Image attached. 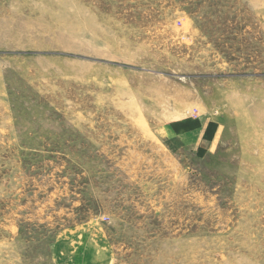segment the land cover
Instances as JSON below:
<instances>
[{
    "label": "rangeland",
    "instance_id": "374dc122",
    "mask_svg": "<svg viewBox=\"0 0 264 264\" xmlns=\"http://www.w3.org/2000/svg\"><path fill=\"white\" fill-rule=\"evenodd\" d=\"M0 264H264V0H0Z\"/></svg>",
    "mask_w": 264,
    "mask_h": 264
},
{
    "label": "crops",
    "instance_id": "0c3cea01",
    "mask_svg": "<svg viewBox=\"0 0 264 264\" xmlns=\"http://www.w3.org/2000/svg\"><path fill=\"white\" fill-rule=\"evenodd\" d=\"M201 129V125L197 124L193 121H188L184 124L176 125L175 127L172 126L170 129L173 135L172 137H179L180 139L184 138H190L193 133H195L197 130Z\"/></svg>",
    "mask_w": 264,
    "mask_h": 264
}]
</instances>
